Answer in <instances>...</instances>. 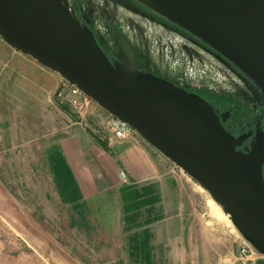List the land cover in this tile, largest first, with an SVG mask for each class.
Wrapping results in <instances>:
<instances>
[{
  "label": "rangeland",
  "instance_id": "374dc122",
  "mask_svg": "<svg viewBox=\"0 0 264 264\" xmlns=\"http://www.w3.org/2000/svg\"><path fill=\"white\" fill-rule=\"evenodd\" d=\"M139 2L146 8L129 0H66V5L82 14L112 63L121 61L196 94L234 137L247 135L235 147L251 148L257 131H264L263 88L161 8ZM110 24L123 35H113ZM0 49L10 51L0 55V264H143L136 246L145 236L135 223L124 230L121 200L105 191L97 199L70 201L56 184L50 143L77 127L67 128L81 115L57 105L48 68H39L1 35ZM90 110L92 127L105 117L101 113H109L97 102ZM165 161L186 192V230L174 248L161 232H149L155 264H234L245 240L261 250L206 187L166 156ZM129 186L127 191L137 193L136 184ZM162 241L168 246L160 247Z\"/></svg>",
  "mask_w": 264,
  "mask_h": 264
},
{
  "label": "water",
  "instance_id": "95a60500",
  "mask_svg": "<svg viewBox=\"0 0 264 264\" xmlns=\"http://www.w3.org/2000/svg\"><path fill=\"white\" fill-rule=\"evenodd\" d=\"M51 1L0 0V35L75 84L206 187L264 252V131L240 152L235 143L247 135L228 132L209 103L163 77L112 63L82 24L106 66L132 85L110 78L87 60L70 12L60 0L52 9ZM157 1L158 10L227 56L264 90V0Z\"/></svg>",
  "mask_w": 264,
  "mask_h": 264
},
{
  "label": "crops",
  "instance_id": "0c3cea01",
  "mask_svg": "<svg viewBox=\"0 0 264 264\" xmlns=\"http://www.w3.org/2000/svg\"><path fill=\"white\" fill-rule=\"evenodd\" d=\"M2 51L0 49L1 56L6 51L10 54L8 50ZM35 66L33 63L32 68ZM38 66L45 67L39 63ZM47 70L57 90L63 77L54 70ZM14 71H18L17 66ZM108 114L101 113L102 117ZM76 126L69 134L50 143L53 173L62 196L79 202L97 199L101 192H112L114 199L122 202L124 230L129 227L128 223H135L145 236L146 242L139 240L136 246L140 257L143 256L140 262L155 264L154 257L151 261L148 256L154 247L150 231L161 232L162 240L168 239L172 248L180 246V237L184 240L188 202L182 182L166 163L164 154L139 133L125 139L101 140L90 130ZM121 171H125L126 178L121 176ZM129 184L138 186L133 187L137 193L127 191L132 188ZM158 245L168 246L165 241Z\"/></svg>",
  "mask_w": 264,
  "mask_h": 264
},
{
  "label": "built area",
  "instance_id": "2783aa9c",
  "mask_svg": "<svg viewBox=\"0 0 264 264\" xmlns=\"http://www.w3.org/2000/svg\"><path fill=\"white\" fill-rule=\"evenodd\" d=\"M56 97L57 105L67 106L72 108V110L75 109L76 112L81 115L80 120L74 122L70 121L67 128L73 124H78L85 129H89L101 140H106L110 137L125 139L138 133L129 124L110 113L100 120L98 127H92L87 117L92 112L90 108H92L95 101L79 87L65 78H62L57 88ZM88 109L90 111H88ZM120 174L126 178L125 171H121ZM253 246L255 245L250 244L246 240L243 241L235 252L234 264H258L260 260H262L264 264V252L262 250L257 251Z\"/></svg>",
  "mask_w": 264,
  "mask_h": 264
},
{
  "label": "bare ground",
  "instance_id": "6f19581e",
  "mask_svg": "<svg viewBox=\"0 0 264 264\" xmlns=\"http://www.w3.org/2000/svg\"><path fill=\"white\" fill-rule=\"evenodd\" d=\"M63 7L70 12L73 21L78 29V32L82 39V45L84 54L89 62H91L93 65H95L98 69H100L102 72H104L106 75H108L110 78L114 79L115 81H118L120 83H125L128 85H132L129 80H127L125 77H123L120 74H114L111 72V70L106 66L103 59L99 55L94 41L91 39V37L88 35L82 24L80 23L79 19L76 18L74 12H72L66 5V0H60ZM142 3H145L151 7L155 8H161L157 0H139ZM50 6L52 9L57 7V0H52L50 3Z\"/></svg>",
  "mask_w": 264,
  "mask_h": 264
},
{
  "label": "trees",
  "instance_id": "16d2710c",
  "mask_svg": "<svg viewBox=\"0 0 264 264\" xmlns=\"http://www.w3.org/2000/svg\"><path fill=\"white\" fill-rule=\"evenodd\" d=\"M129 1H131V2H133V3H135L136 5H138V6H143V8H146L144 5H142L139 1H137V0H129ZM146 10H148V9H146ZM75 13H76V15H77V17L79 18V20L81 21L80 23L81 24H83L84 26H87L89 29H91L90 28V25L89 24H87L84 20H83V18H82V14L75 8ZM150 12V11H149ZM82 25V26H83ZM109 30H110V32L113 34V35H118V36H120V35H123V33H122V30H121V28L118 26V25H115V24H110L109 25ZM99 43V42H98ZM100 45V44H99ZM101 46V45H100ZM148 256H149V259L152 261V258H153V253L151 252V251H149V253H148ZM149 264H153V263H149Z\"/></svg>",
  "mask_w": 264,
  "mask_h": 264
},
{
  "label": "flooded vegetation",
  "instance_id": "af4514ba",
  "mask_svg": "<svg viewBox=\"0 0 264 264\" xmlns=\"http://www.w3.org/2000/svg\"><path fill=\"white\" fill-rule=\"evenodd\" d=\"M256 125H258L259 126V121H258V123H256ZM251 132V131H250ZM247 142H249V141H247ZM246 144V143H245ZM245 147H241L240 145H237L236 146V149L237 150H239V151H241V152H244V153H246L247 152V147H249L247 144L246 145H244Z\"/></svg>",
  "mask_w": 264,
  "mask_h": 264
}]
</instances>
